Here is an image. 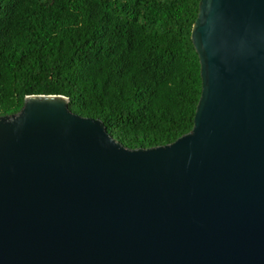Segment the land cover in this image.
Instances as JSON below:
<instances>
[{
	"label": "water",
	"instance_id": "1",
	"mask_svg": "<svg viewBox=\"0 0 264 264\" xmlns=\"http://www.w3.org/2000/svg\"><path fill=\"white\" fill-rule=\"evenodd\" d=\"M192 130L128 148L69 97L0 115V264H264V0H200Z\"/></svg>",
	"mask_w": 264,
	"mask_h": 264
},
{
	"label": "trees",
	"instance_id": "2",
	"mask_svg": "<svg viewBox=\"0 0 264 264\" xmlns=\"http://www.w3.org/2000/svg\"><path fill=\"white\" fill-rule=\"evenodd\" d=\"M200 0H0V115L69 97L128 148L190 132L202 93Z\"/></svg>",
	"mask_w": 264,
	"mask_h": 264
}]
</instances>
